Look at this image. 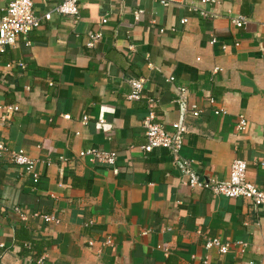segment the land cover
Wrapping results in <instances>:
<instances>
[{
  "label": "crops",
  "instance_id": "obj_1",
  "mask_svg": "<svg viewBox=\"0 0 264 264\" xmlns=\"http://www.w3.org/2000/svg\"><path fill=\"white\" fill-rule=\"evenodd\" d=\"M32 2L41 25L0 52V103L18 107L0 110V264H264V204L182 172L190 160L201 181L227 180L243 159L264 192V0L198 2L208 17L160 0H78L77 18ZM150 113L168 133L186 127L177 158L142 150ZM89 148L115 151V166L79 155ZM213 236L226 253L205 246Z\"/></svg>",
  "mask_w": 264,
  "mask_h": 264
},
{
  "label": "built area",
  "instance_id": "obj_2",
  "mask_svg": "<svg viewBox=\"0 0 264 264\" xmlns=\"http://www.w3.org/2000/svg\"><path fill=\"white\" fill-rule=\"evenodd\" d=\"M56 7L55 11L59 14L78 17L79 4L78 0H55ZM163 4H175L181 7H187L194 10L203 17H208L209 12L199 8V4L215 3L216 0H160ZM138 10L137 12H140ZM46 19H50V14L44 15ZM187 19L183 18L182 23L186 22ZM247 19L243 16L237 15L231 17V22L235 26H242ZM42 22V18L37 16L34 12V6L32 0H12L8 3L5 8V14L0 17V52H3L6 48L14 46L21 35H26L29 32L37 29ZM102 22H106L103 18ZM101 37L100 32L90 34V40L87 43L89 47L93 46L97 40ZM216 39L212 38L211 43H215ZM224 47V46H222ZM10 66V65H8ZM172 79V78H170ZM132 85V91L129 94L130 98H138L140 91L143 87L142 79L130 80ZM151 102V100H150ZM214 100L210 99V103ZM0 110L16 111L18 107L16 105H4L0 103ZM220 110H216L218 114ZM191 113L193 116L199 114L197 106H192ZM68 117V115H65ZM152 113L147 116L143 121L145 128L146 143L142 146V150L145 153H150L155 148H165L174 155L176 158L183 145V139L186 133V127L180 122H172V133L166 132L161 124L151 121ZM247 121L245 118H241L237 126L238 130H245L247 128ZM6 150L3 143L0 142V153ZM81 157H88L90 161H98L115 166L117 161V153L110 150H102L97 148H89L82 150L79 154ZM11 160L13 163L20 165L24 168V171L32 178L33 182L38 181V174L35 172V161L24 154L22 150L12 152ZM264 165V160L262 161ZM246 169L247 163L243 159L233 160L230 167V174L227 180H203L199 179L197 172L192 166V161L185 160L183 162L182 172L186 178V182L190 187H203L211 190L213 193L218 195H224L227 197H244L253 201L254 204H264V192L256 185L246 180ZM115 171L116 168H114ZM16 211L24 216L19 208ZM44 220L54 221L56 220L51 215H44ZM244 243L237 241L233 242L234 248L239 251L244 250ZM207 248H216L221 253H226L230 244L223 242L220 238L213 236L208 237L205 243ZM1 247V244H0Z\"/></svg>",
  "mask_w": 264,
  "mask_h": 264
}]
</instances>
